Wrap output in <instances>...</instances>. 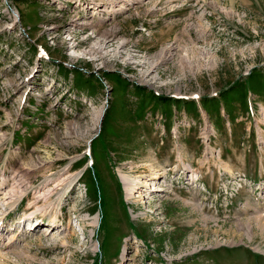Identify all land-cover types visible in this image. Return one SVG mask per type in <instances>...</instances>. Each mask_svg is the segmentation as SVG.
<instances>
[{"label": "rangeland", "instance_id": "obj_1", "mask_svg": "<svg viewBox=\"0 0 264 264\" xmlns=\"http://www.w3.org/2000/svg\"><path fill=\"white\" fill-rule=\"evenodd\" d=\"M0 218V264H264V0H0Z\"/></svg>", "mask_w": 264, "mask_h": 264}, {"label": "trees", "instance_id": "obj_2", "mask_svg": "<svg viewBox=\"0 0 264 264\" xmlns=\"http://www.w3.org/2000/svg\"><path fill=\"white\" fill-rule=\"evenodd\" d=\"M252 81V82H251ZM251 81H249V85H248V87L247 88H250V89H254L255 91H259V92H261V87H260V81L259 80H251ZM239 88H240V90H241V93H240V96L239 97H241L242 96V94H244V92H245V90H244V87H243V85H242V83H239ZM257 87V88H256ZM237 89H233V93L234 92H237L236 91ZM184 104H186V103H189L190 105H192V101H187V102H183Z\"/></svg>", "mask_w": 264, "mask_h": 264}, {"label": "bare ground", "instance_id": "obj_3", "mask_svg": "<svg viewBox=\"0 0 264 264\" xmlns=\"http://www.w3.org/2000/svg\"><path fill=\"white\" fill-rule=\"evenodd\" d=\"M97 116H98V119H99V117H100V112H98V115H97ZM97 125H98V124H97ZM160 176H161L160 171H155V172L153 173L152 178H153V179H159ZM125 184H127V185H125L126 187L132 185V184H129L128 182L125 183ZM136 186H137V185H136ZM131 187H132V186H131ZM134 187H135V186H134ZM150 188H151V186H150ZM150 188H149V189H150ZM150 194H151V192H150ZM18 201H19V200H18V198H17V200L15 199L14 203L16 204ZM245 211L247 212V209H245ZM245 211H244V212H245ZM3 216H4V215H3ZM34 216H35V215H34ZM34 216H33V217H34ZM51 217H52V216H51ZM3 218H5V217H3ZM3 218H2V219H3ZM36 218H38V217L36 216ZM54 218H55V217H52L51 219H54ZM261 218H263V217H261ZM0 219H1V218H0ZM2 219H1V220H2ZM40 221H41V220H40ZM38 222H39V221H38ZM38 222H37V224H38ZM1 223H2V222H1ZM1 223H0V224H1ZM32 228H33V227H32ZM46 233H47V232H46ZM126 255H127V253L124 252V251H123L122 254H121V260L123 261V263L127 261V257H126Z\"/></svg>", "mask_w": 264, "mask_h": 264}]
</instances>
